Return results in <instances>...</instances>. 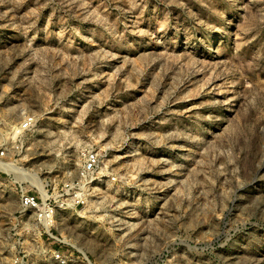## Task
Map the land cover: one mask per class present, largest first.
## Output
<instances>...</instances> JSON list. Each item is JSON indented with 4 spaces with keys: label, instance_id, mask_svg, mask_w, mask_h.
Listing matches in <instances>:
<instances>
[{
    "label": "rangeland",
    "instance_id": "obj_1",
    "mask_svg": "<svg viewBox=\"0 0 264 264\" xmlns=\"http://www.w3.org/2000/svg\"><path fill=\"white\" fill-rule=\"evenodd\" d=\"M0 151V264L21 192L66 264H264V0H0Z\"/></svg>",
    "mask_w": 264,
    "mask_h": 264
},
{
    "label": "built area",
    "instance_id": "obj_2",
    "mask_svg": "<svg viewBox=\"0 0 264 264\" xmlns=\"http://www.w3.org/2000/svg\"><path fill=\"white\" fill-rule=\"evenodd\" d=\"M29 125V121L26 120L21 124L20 127L22 130H27V128H29ZM2 155L3 152L0 151V156ZM97 162V155L93 152H88L83 160L82 173L92 171ZM19 201L21 214L26 215L27 213H31L35 224L38 225L37 227H41L42 229V232H39V236H44L49 241L44 245L42 249H33L28 251V257L50 261L49 264H66L68 257L64 255V253L62 252L63 250H61V248L64 247L65 244L51 232V229L55 225V205L53 206V204L45 200L40 201L33 194H29L27 192H21ZM80 202L82 203V201ZM25 227L28 228V225H25ZM27 234L28 236L32 235L29 230L27 231ZM38 239L41 240L40 237H38ZM41 245L43 244L41 243ZM79 258L80 261L84 264H91L85 254H81ZM18 260L20 261L19 255L14 258L12 264H18Z\"/></svg>",
    "mask_w": 264,
    "mask_h": 264
},
{
    "label": "bare ground",
    "instance_id": "obj_3",
    "mask_svg": "<svg viewBox=\"0 0 264 264\" xmlns=\"http://www.w3.org/2000/svg\"><path fill=\"white\" fill-rule=\"evenodd\" d=\"M0 168L1 169H7V170H10V171H15V169H14V167H13V165L11 164V163H3V162H1L0 161ZM43 192V191H42ZM44 195V194H43ZM42 195V196H43ZM76 249L78 250V251H80L81 253H84L83 252V249H81L80 247H77L76 246Z\"/></svg>",
    "mask_w": 264,
    "mask_h": 264
}]
</instances>
